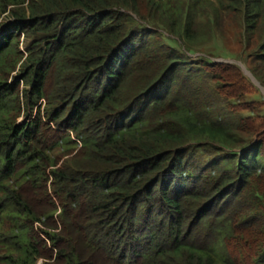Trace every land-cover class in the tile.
Masks as SVG:
<instances>
[{"label": "trees", "instance_id": "trees-1", "mask_svg": "<svg viewBox=\"0 0 264 264\" xmlns=\"http://www.w3.org/2000/svg\"><path fill=\"white\" fill-rule=\"evenodd\" d=\"M5 20L0 217L22 264H264L250 77L185 55L238 21L264 87V0H0Z\"/></svg>", "mask_w": 264, "mask_h": 264}, {"label": "rangeland", "instance_id": "rangeland-1", "mask_svg": "<svg viewBox=\"0 0 264 264\" xmlns=\"http://www.w3.org/2000/svg\"><path fill=\"white\" fill-rule=\"evenodd\" d=\"M9 24H12V21L5 20L2 27H0V30L7 28V25ZM203 26L206 27L205 24H203ZM223 27L225 35H221L218 33L217 36H212L208 41L199 44L200 46L196 45V48L194 47V49H189L188 52L185 51V55L191 62L199 61V59H201L209 63H237L243 73L247 77H250L251 83L253 85L252 95L243 96L238 101H235L236 104H241V106L245 103L251 104L253 102V112L251 113L250 111H246L241 112L239 113V115H237L239 117H248L250 115L257 114L264 115V107H260V105H257V102L264 104V87L249 73V68H251L252 64L251 59L248 58V53H243V50L241 49L242 45H240L238 41L234 40L237 33L241 31L240 23L236 21L233 22L230 26L223 25ZM214 30H216V28ZM24 47L25 44L23 45V49ZM237 115H229L228 117L230 120H238ZM62 152L65 151L59 149L58 151H55L54 154L59 156ZM198 154L205 161L210 160L214 156L218 155V153H214V151H210L208 153H202V151H199ZM66 158L67 157L62 159L60 163H62ZM38 202H40V200ZM55 220L57 222V224L55 223L56 227L59 228L60 226L58 223V213H55L50 217H43L42 221L45 222L48 227H46L47 225L44 226L43 223H36L34 227L35 233L38 234L40 238L47 240V237L42 233L48 231L53 232V222ZM15 228L16 225L12 222V220L6 218L5 216L0 217V264H22V255L19 251L20 249L17 245H15V242L19 240L16 238V236L17 234H19L20 230ZM34 240L35 242H38V240L40 242V239L38 238H34ZM46 245L47 247L45 249H42L41 247V249L45 251V256H54L55 252H52V244L46 242ZM44 261V258H40L37 260V264H42Z\"/></svg>", "mask_w": 264, "mask_h": 264}]
</instances>
